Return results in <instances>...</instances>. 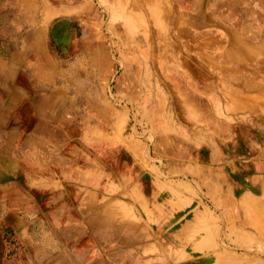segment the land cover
<instances>
[{
  "label": "crops",
  "instance_id": "obj_1",
  "mask_svg": "<svg viewBox=\"0 0 264 264\" xmlns=\"http://www.w3.org/2000/svg\"><path fill=\"white\" fill-rule=\"evenodd\" d=\"M43 4L0 0V174L31 197L33 218L12 220L34 255L25 264H230L224 238L264 235V187L225 192L221 175L218 192L170 185L118 124L121 108L76 93L100 78L95 49L71 56L87 35Z\"/></svg>",
  "mask_w": 264,
  "mask_h": 264
},
{
  "label": "rangeland",
  "instance_id": "obj_2",
  "mask_svg": "<svg viewBox=\"0 0 264 264\" xmlns=\"http://www.w3.org/2000/svg\"><path fill=\"white\" fill-rule=\"evenodd\" d=\"M46 6L73 13L74 26L65 21L62 27L87 35L89 43H74L71 56L87 46L95 49L100 78L74 86L81 89L76 93L103 92L121 108L124 117L118 124L146 144L149 159L170 185L180 182L193 192H218L215 183L221 175L225 192H259L264 187L260 19L250 23L249 47L244 49L237 43L241 29L226 30L212 9L200 14L199 0H45L41 13ZM236 8L227 14L236 18ZM1 176L0 264H25L34 255L25 251L12 220L16 215L33 218L28 213L31 197L15 192L23 189L20 182ZM240 239L224 238V247L232 252L227 262L264 264V235ZM184 264L211 262L201 258Z\"/></svg>",
  "mask_w": 264,
  "mask_h": 264
},
{
  "label": "bare ground",
  "instance_id": "obj_3",
  "mask_svg": "<svg viewBox=\"0 0 264 264\" xmlns=\"http://www.w3.org/2000/svg\"><path fill=\"white\" fill-rule=\"evenodd\" d=\"M202 5V10L200 14L206 15V11L208 9H212L217 18L222 25L225 26L226 30L229 27L237 28L238 32L236 36L238 37L237 43L240 45H244V49H248V42L246 37L248 36V27L250 23L260 19V27L261 30V47L264 51V0H243V3L240 5L241 1L238 3V0H215L214 4H209L211 0H199ZM255 2V3H252ZM255 4V5H254ZM238 6V9L236 8ZM207 8V9H206ZM236 8L237 15L236 18H233L231 15L227 14V12L232 9ZM199 14V13H198ZM216 20V19H215ZM216 28H220L221 26H215ZM243 35L241 39H239V35ZM252 35V34H251ZM222 43H225V39H222ZM220 46V45H219Z\"/></svg>",
  "mask_w": 264,
  "mask_h": 264
}]
</instances>
